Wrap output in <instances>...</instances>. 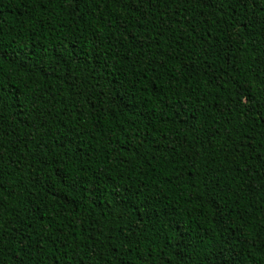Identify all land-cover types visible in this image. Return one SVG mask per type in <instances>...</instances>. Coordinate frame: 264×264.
Masks as SVG:
<instances>
[{
  "label": "trees",
  "instance_id": "16d2710c",
  "mask_svg": "<svg viewBox=\"0 0 264 264\" xmlns=\"http://www.w3.org/2000/svg\"><path fill=\"white\" fill-rule=\"evenodd\" d=\"M0 264H264V0H0Z\"/></svg>",
  "mask_w": 264,
  "mask_h": 264
}]
</instances>
